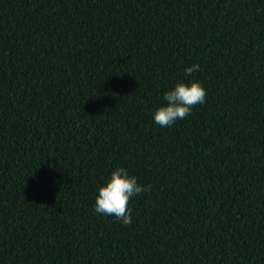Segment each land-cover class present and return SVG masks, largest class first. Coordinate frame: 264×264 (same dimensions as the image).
<instances>
[{"label": "trees", "instance_id": "obj_1", "mask_svg": "<svg viewBox=\"0 0 264 264\" xmlns=\"http://www.w3.org/2000/svg\"><path fill=\"white\" fill-rule=\"evenodd\" d=\"M0 264H264V0H0Z\"/></svg>", "mask_w": 264, "mask_h": 264}, {"label": "clouds", "instance_id": "obj_2", "mask_svg": "<svg viewBox=\"0 0 264 264\" xmlns=\"http://www.w3.org/2000/svg\"><path fill=\"white\" fill-rule=\"evenodd\" d=\"M199 71V65L193 64L184 69L185 76ZM206 91L199 82H178L172 90L165 92L166 106L158 107L153 113L154 122L160 127H170L175 121L183 120L191 114L197 104L205 102ZM137 183L135 176H130L126 169L116 168L103 186L97 189L94 211L104 216H114L123 225L132 223L128 209L130 198L150 191Z\"/></svg>", "mask_w": 264, "mask_h": 264}]
</instances>
